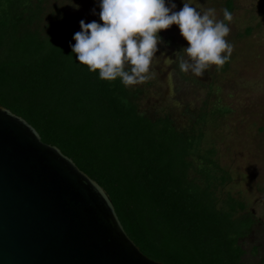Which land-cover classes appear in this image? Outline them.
Here are the masks:
<instances>
[{
    "label": "trees",
    "instance_id": "trees-1",
    "mask_svg": "<svg viewBox=\"0 0 264 264\" xmlns=\"http://www.w3.org/2000/svg\"><path fill=\"white\" fill-rule=\"evenodd\" d=\"M53 1L0 0V105L105 190L150 259L264 264L258 245L245 249L257 220L227 191L232 177L211 132L231 112L217 97L220 87L211 84L190 130H179L167 115L151 119L140 110L138 90L119 78L101 80L79 63L74 33ZM225 6L231 13L233 0Z\"/></svg>",
    "mask_w": 264,
    "mask_h": 264
},
{
    "label": "rangeland",
    "instance_id": "rangeland-1",
    "mask_svg": "<svg viewBox=\"0 0 264 264\" xmlns=\"http://www.w3.org/2000/svg\"><path fill=\"white\" fill-rule=\"evenodd\" d=\"M173 2L176 11L182 9L184 0ZM233 2V19L224 21L230 28L226 39L233 46L225 73L213 65L196 76L190 71L182 72L178 61L169 62L167 58L175 60L176 53L189 46L179 27L173 25L159 34L162 43L153 61L154 76L129 87L140 92L143 114L151 119L167 115L179 130L192 128L199 111L209 102L211 84L220 87L217 97L231 112L211 132L220 163L232 177L227 191L243 199L257 220L255 230L245 241V249L251 253V246L258 245L260 255L264 256V0ZM199 3L215 9L217 20L224 19L225 0ZM99 4L100 0L52 2L61 12L64 28L74 34L82 31V20L103 23Z\"/></svg>",
    "mask_w": 264,
    "mask_h": 264
},
{
    "label": "water",
    "instance_id": "water-1",
    "mask_svg": "<svg viewBox=\"0 0 264 264\" xmlns=\"http://www.w3.org/2000/svg\"><path fill=\"white\" fill-rule=\"evenodd\" d=\"M0 264H164L126 233L105 190L0 105Z\"/></svg>",
    "mask_w": 264,
    "mask_h": 264
},
{
    "label": "clouds",
    "instance_id": "clouds-1",
    "mask_svg": "<svg viewBox=\"0 0 264 264\" xmlns=\"http://www.w3.org/2000/svg\"><path fill=\"white\" fill-rule=\"evenodd\" d=\"M99 17L103 22L80 21L82 31L74 34L71 45L79 63L105 81L118 78L125 86L143 84L154 76L160 32L178 26L188 47L176 53L182 72L201 76L210 66L222 67L230 58L233 46L226 37L232 14L225 9L217 20L215 9L199 0H184L176 11L173 0H100ZM78 8V6H77ZM227 53V55H225Z\"/></svg>",
    "mask_w": 264,
    "mask_h": 264
}]
</instances>
